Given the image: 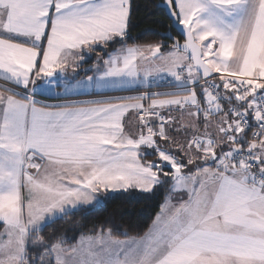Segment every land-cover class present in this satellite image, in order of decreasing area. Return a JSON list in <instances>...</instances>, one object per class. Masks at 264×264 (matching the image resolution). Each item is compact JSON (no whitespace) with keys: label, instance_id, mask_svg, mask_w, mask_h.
<instances>
[{"label":"snow or ice","instance_id":"snow-or-ice-1","mask_svg":"<svg viewBox=\"0 0 264 264\" xmlns=\"http://www.w3.org/2000/svg\"><path fill=\"white\" fill-rule=\"evenodd\" d=\"M158 8L168 33L129 45L132 0H0V264H264V0ZM161 188L142 232L105 221L29 247Z\"/></svg>","mask_w":264,"mask_h":264},{"label":"trees","instance_id":"trees-1","mask_svg":"<svg viewBox=\"0 0 264 264\" xmlns=\"http://www.w3.org/2000/svg\"><path fill=\"white\" fill-rule=\"evenodd\" d=\"M159 4L160 0H132L129 45L157 43L160 42L162 35L168 32V20L158 8ZM164 43L170 44L168 40ZM164 195L165 189L161 188L151 200L122 196L104 199L100 206H94L91 211L64 216L56 223L45 227L42 233L34 234L29 247H33L42 239L46 240L54 232L60 233L64 230H67L68 238L71 240L79 232L88 233L94 225L98 226L105 221L108 222L105 227H111L114 232L116 230L127 231L130 235L142 232L150 223Z\"/></svg>","mask_w":264,"mask_h":264},{"label":"crops","instance_id":"crops-1","mask_svg":"<svg viewBox=\"0 0 264 264\" xmlns=\"http://www.w3.org/2000/svg\"><path fill=\"white\" fill-rule=\"evenodd\" d=\"M111 51V50H110ZM107 51H102L101 52V55H105ZM96 59H97V54L94 52L92 54H90V56L87 57V59L82 63V66L80 69H78V73L79 75L76 77L77 79H81V78H86V75H92V72L91 71H88L89 69H91L94 65V63L96 62ZM102 63V62H101ZM71 83L72 80H71V69L69 70V74H68V77L66 78L65 81H59L58 80V84H62V83ZM60 87H57L55 89V91H60ZM153 91H165V90H168V89H158V88H153L152 89ZM129 95V94H135V93H129V94H126V92H113V93H110V95ZM77 99H89V98H92V97H88V96H79V97H76ZM37 99H47V102L49 103H54L56 102L54 99L50 98V97H46L45 95H38L37 96ZM103 202V200H102ZM101 202V203H102Z\"/></svg>","mask_w":264,"mask_h":264},{"label":"built area","instance_id":"built-area-1","mask_svg":"<svg viewBox=\"0 0 264 264\" xmlns=\"http://www.w3.org/2000/svg\"><path fill=\"white\" fill-rule=\"evenodd\" d=\"M158 89H167V86L166 85H162L161 87H158Z\"/></svg>","mask_w":264,"mask_h":264},{"label":"water","instance_id":"water-1","mask_svg":"<svg viewBox=\"0 0 264 264\" xmlns=\"http://www.w3.org/2000/svg\"><path fill=\"white\" fill-rule=\"evenodd\" d=\"M167 33H168V32H167ZM165 34H166V33H165ZM165 34H164V35H165ZM171 34H172V35H174L173 33H171ZM164 35H162V36H164ZM168 42H170V43H171V41H168Z\"/></svg>","mask_w":264,"mask_h":264},{"label":"rangeland","instance_id":"rangeland-1","mask_svg":"<svg viewBox=\"0 0 264 264\" xmlns=\"http://www.w3.org/2000/svg\"><path fill=\"white\" fill-rule=\"evenodd\" d=\"M129 93H130V92H126V94H129ZM123 95H124V94H123ZM100 205H101V204H100ZM100 205H99V206H100Z\"/></svg>","mask_w":264,"mask_h":264}]
</instances>
